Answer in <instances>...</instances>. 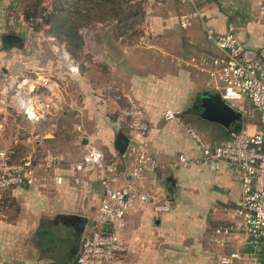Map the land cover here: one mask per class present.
Masks as SVG:
<instances>
[{
	"label": "crops",
	"instance_id": "crops-1",
	"mask_svg": "<svg viewBox=\"0 0 264 264\" xmlns=\"http://www.w3.org/2000/svg\"><path fill=\"white\" fill-rule=\"evenodd\" d=\"M261 5L264 0H197L203 19H196L189 28L183 29L179 17L192 11V6L169 1L155 9L135 44L116 48L101 46L114 79L108 84L114 83L130 92L152 123L144 142L160 168L145 181V191L160 201L171 203L170 213L157 214L152 204L134 200L122 232L127 249L115 264H219L222 255L236 250L248 260L251 257L264 264V246H256L242 236H234L225 248L214 244L218 227H210L211 216L227 221L219 227H235L239 220L236 209L241 198V174L228 163L203 161L202 150L185 127L197 130L213 146L231 138L239 120L225 127L199 117L193 105L199 95L211 92L206 87V76L192 69H181L174 62L179 57L212 58L221 54L208 37V27L220 35L232 29L247 49L263 51ZM84 65L92 70L91 66ZM54 66L51 76L56 79L53 83L58 104L51 105V115L33 126L30 133L27 129L20 130L22 136H30L20 141L16 139L12 146L6 147L17 151L16 161L28 154H33L36 160L45 155L59 156L61 165L56 172L66 179L62 186L47 181L33 187L6 190L17 208L9 226L19 232L20 246L26 254H17V260L23 264H76L83 239L93 229L106 174L94 166L88 168L85 177L89 187L81 190L73 186L71 170L91 148L102 151L106 163L116 161L123 165L115 141L120 132L129 138L127 121L120 114L126 103L117 104L110 99L106 93L108 84L95 98L99 102L93 109L87 105L93 80L84 79L85 95H80L81 106L75 109L76 91L70 87L71 92H68L69 87L60 81L65 74L62 62L56 60ZM38 82L39 79L33 85L37 86ZM64 93L67 95L65 103L71 101L69 109L61 115ZM52 94H45L43 100L55 103ZM19 99L22 108L27 97L22 95ZM235 104L241 114L242 131L264 132V123L248 99ZM109 108L114 114H108ZM166 109L182 111L181 121L185 126L177 121H166L163 117ZM186 110H190L187 116L184 115ZM71 118L76 119L77 125L66 124ZM21 148L26 151L23 155L18 151ZM181 155L189 160L188 166L178 164ZM123 184L124 180L119 179L118 186ZM7 215L0 213L1 218ZM208 234H211L213 247L217 246L211 256L205 253L202 244Z\"/></svg>",
	"mask_w": 264,
	"mask_h": 264
},
{
	"label": "built area",
	"instance_id": "built-area-1",
	"mask_svg": "<svg viewBox=\"0 0 264 264\" xmlns=\"http://www.w3.org/2000/svg\"><path fill=\"white\" fill-rule=\"evenodd\" d=\"M169 1L192 6V11L182 13L179 17V25L183 29L189 28L196 19H203L197 0H143L146 20L150 19L158 6ZM259 13L264 17V5L259 7ZM207 34L219 49V56L179 57L174 62L181 69H192L205 75L208 90L219 93L226 102L240 104L248 99L264 123V50L247 49L232 29L220 35L208 27ZM68 70L74 75H81V64L71 62ZM43 87L52 91L55 103L43 100ZM55 91L54 84L45 77L39 78L37 86L29 88L27 100L23 103L25 118L31 123L46 120L53 111L51 105H57L59 101ZM106 93L114 103H126L120 109V114L127 121L129 145L121 156L123 165L116 161L106 163L103 152L91 148L71 170L72 184L81 190L89 187V181L85 177L88 168L94 166L106 174L102 179L104 193L98 214L93 229L83 239L76 264H115L123 256L127 248L122 232L135 199L152 204L157 214L171 212L170 202L160 201L145 191V181L160 168L144 142L152 130V123L145 109L136 103L130 92L114 83L107 85ZM238 108L243 110L240 105ZM181 116L182 111L176 109H166L163 115L166 121H177L185 126ZM185 128L202 150L203 161L228 163L241 174L242 191L236 209L239 220L235 227H218L215 230V243L220 248H225L238 235L256 246H264V132L249 134L243 130L234 133L224 143L211 146L194 128ZM16 154L14 148L0 150V191L22 186L33 187L47 181L58 186L66 182L65 177L56 172L61 165L59 156L45 155L41 160H36L33 154H28L16 161ZM178 164L186 167L189 160L181 155ZM119 179L124 180L123 185L118 186ZM219 264L262 263L251 257L248 260L236 250L222 255Z\"/></svg>",
	"mask_w": 264,
	"mask_h": 264
},
{
	"label": "rangeland",
	"instance_id": "rangeland-1",
	"mask_svg": "<svg viewBox=\"0 0 264 264\" xmlns=\"http://www.w3.org/2000/svg\"><path fill=\"white\" fill-rule=\"evenodd\" d=\"M56 1L0 0V149L12 146L16 139L20 141L30 136H22L20 130L25 132L27 129L30 133L33 126L37 125L25 118L19 97L28 96L29 88L41 77H45L54 84L53 80L56 79L51 74L55 71L56 60L62 62L65 72L60 81L65 84L66 88L69 87L68 92H71V89L76 91L75 109L81 106L80 95H85L83 82L86 78L93 80V91L87 96V105L93 109L97 108L99 101L95 98L110 81L114 80L108 58L102 52L101 46L108 45L116 48L121 45L135 44L138 36L149 25L144 13L143 1L86 0L85 2V0H79L78 4L81 6L74 7V9L81 11L82 18H77L75 11L72 12L74 15L70 18H68L70 14L68 10L61 14L62 19H70L69 25L78 30L80 46L71 44L66 35L57 37L51 31V25L43 24V19L26 21L23 15L27 5L38 2L41 8L45 7L44 15L48 17L58 12L55 9ZM76 1L78 2V0H62L60 3H63V9H71L70 4ZM66 29L64 28L65 31ZM71 62L81 64V75L69 74L68 64ZM84 63L91 66L92 70L84 66ZM42 89L46 96L51 95V90L46 87ZM64 96L65 101L60 108L61 115L63 111L69 109L68 104L71 101L69 99L66 104L67 95ZM191 104L192 102L189 105ZM228 104L237 111L235 103L228 102ZM189 113L190 110L184 111L185 116ZM108 114H114L113 110L109 108ZM74 123L77 125L75 118L66 122L67 125ZM242 126V121L239 120L233 129L236 134L242 131ZM18 151L21 155L26 152L22 148ZM15 210L17 208L6 191H0V213L4 212L6 215L11 213V216L7 215V218L0 217V264H23L17 260L19 259L17 254H26L20 246L19 232L9 226V223L13 221L12 217L15 216ZM208 221L212 228L227 224L226 220L216 219L213 216ZM209 231L211 233V230ZM203 239L204 251L211 256L215 253L217 246L213 247L215 242L211 244V234L204 236ZM217 254L214 255L217 257ZM26 264L33 263L26 262Z\"/></svg>",
	"mask_w": 264,
	"mask_h": 264
},
{
	"label": "water",
	"instance_id": "water-1",
	"mask_svg": "<svg viewBox=\"0 0 264 264\" xmlns=\"http://www.w3.org/2000/svg\"><path fill=\"white\" fill-rule=\"evenodd\" d=\"M201 103V105H198ZM199 117L229 127L241 119V114L234 110L219 93L204 92L199 95L193 106ZM87 144V141H84ZM129 145V138L120 132L115 141V148L123 156Z\"/></svg>",
	"mask_w": 264,
	"mask_h": 264
},
{
	"label": "trees",
	"instance_id": "trees-1",
	"mask_svg": "<svg viewBox=\"0 0 264 264\" xmlns=\"http://www.w3.org/2000/svg\"><path fill=\"white\" fill-rule=\"evenodd\" d=\"M95 1V0H93ZM60 2H62V0H57L56 1V11H58L57 13H52L51 15H49L48 17H45L44 12L46 11L45 7L41 8V4L40 3H36V4H30L27 5L25 7V11H24V17L26 21H36L38 19H43V24L45 25H51V28L53 31V33H55V35L57 37H60L61 35H66L71 44H76L79 45L80 43L78 42L80 40L79 35L77 33V28L76 27H71L69 25L70 23V19H62L61 14H63L64 11L68 10L70 12V14L68 15V18H70L71 15H74L72 12L75 11V15L77 18H82L81 15V11H77L74 9V7H79L81 6L78 2L76 1L75 3L70 4L71 5V9H63L62 7H64L63 3L61 4ZM84 2V1H83ZM85 2H87L85 0ZM73 5V6H72ZM82 6H84V4H82ZM41 9V10H40ZM44 15V16H43ZM64 28H67L66 31L64 30ZM65 31V33H63ZM80 46V45H79Z\"/></svg>",
	"mask_w": 264,
	"mask_h": 264
},
{
	"label": "flooded vegetation",
	"instance_id": "flooded-vegetation-1",
	"mask_svg": "<svg viewBox=\"0 0 264 264\" xmlns=\"http://www.w3.org/2000/svg\"><path fill=\"white\" fill-rule=\"evenodd\" d=\"M194 104H195V102H194ZM198 105H201V103H199ZM194 106V105H193ZM196 111V110H195Z\"/></svg>",
	"mask_w": 264,
	"mask_h": 264
}]
</instances>
